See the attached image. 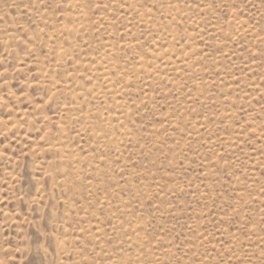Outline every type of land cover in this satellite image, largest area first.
<instances>
[{
  "label": "rangeland",
  "instance_id": "rangeland-1",
  "mask_svg": "<svg viewBox=\"0 0 264 264\" xmlns=\"http://www.w3.org/2000/svg\"><path fill=\"white\" fill-rule=\"evenodd\" d=\"M0 264H264V0H0Z\"/></svg>",
  "mask_w": 264,
  "mask_h": 264
}]
</instances>
